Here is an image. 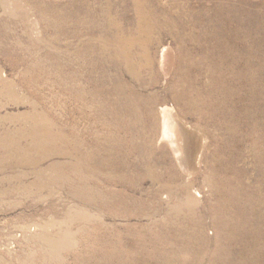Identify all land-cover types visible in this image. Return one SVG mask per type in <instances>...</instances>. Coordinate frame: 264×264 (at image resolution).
<instances>
[{"label":"rangeland","instance_id":"obj_1","mask_svg":"<svg viewBox=\"0 0 264 264\" xmlns=\"http://www.w3.org/2000/svg\"><path fill=\"white\" fill-rule=\"evenodd\" d=\"M0 264H264V0H0Z\"/></svg>","mask_w":264,"mask_h":264},{"label":"bare ground","instance_id":"obj_2","mask_svg":"<svg viewBox=\"0 0 264 264\" xmlns=\"http://www.w3.org/2000/svg\"><path fill=\"white\" fill-rule=\"evenodd\" d=\"M172 120H173V118H172ZM170 130H172L173 132H170ZM185 133H186L185 127L183 125L177 124L176 122H175V128L170 126V129L168 131V134L171 135V140H173V142L178 145V150L179 151H185L186 153L189 154V156H191L194 154L195 148H194L193 144H192V146H190L187 144V142H186V145H184L182 136L186 135ZM183 145H184V147H183ZM191 163L192 162H190V164Z\"/></svg>","mask_w":264,"mask_h":264}]
</instances>
